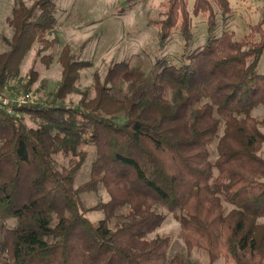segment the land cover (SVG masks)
I'll list each match as a JSON object with an SVG mask.
<instances>
[{"label":"trees","instance_id":"1","mask_svg":"<svg viewBox=\"0 0 264 264\" xmlns=\"http://www.w3.org/2000/svg\"><path fill=\"white\" fill-rule=\"evenodd\" d=\"M135 1L122 0L120 11ZM164 6L151 20L156 42L163 48L178 34L182 51L157 60L150 86L141 71L117 62L104 82L95 76L88 99L76 85L86 62L64 48L61 79L48 100L0 109V264H183L181 256L169 258V236L148 237L166 213L178 220L186 247L204 251L210 264L219 257L264 264V120L251 114L264 105V13L235 39L226 29L215 33L218 16L231 12L229 0H194L191 12L206 17V40L194 47L188 0ZM56 12L54 0L12 9L0 89L18 77L36 38L49 42L42 35L55 27ZM120 80L130 84L117 98ZM70 92L80 94L76 105L61 102ZM25 113L34 127L24 123ZM88 148L89 179L76 187ZM100 187L108 199L85 207L79 194ZM88 211L103 217L92 221Z\"/></svg>","mask_w":264,"mask_h":264},{"label":"rangeland","instance_id":"2","mask_svg":"<svg viewBox=\"0 0 264 264\" xmlns=\"http://www.w3.org/2000/svg\"><path fill=\"white\" fill-rule=\"evenodd\" d=\"M36 0H0V53L9 49L6 40L13 36V26L9 19L12 9L23 3L32 5ZM57 4V23L52 31L42 35L41 42L36 38L30 45L20 63L17 78L11 79L0 94L7 102L19 101V95L29 92L38 98L37 102L48 100L49 93L54 90L61 79L62 63L60 55L64 48H68L73 57L86 62L79 70V80L76 82L80 90H88V99L95 96V80L98 76L104 82L107 70L117 62L125 61L131 68L143 73L144 83L150 86L154 75L159 70L157 60L162 57L172 58L181 54V40L175 34L173 40L163 48L156 42V27L151 20L161 16L165 10L167 0H136L134 5L125 12L122 0H54ZM194 0H188L192 29L195 33L194 47L202 45L206 40V17L191 12ZM231 12L226 20L218 16L215 33L219 35L223 29L233 32L235 39H241L249 30V26L256 24L264 13V0H229ZM56 41H52V40ZM55 42V43H54ZM46 43V44H45ZM44 44L46 47H44ZM43 46V48H41ZM88 63V64H87ZM259 70L264 71V55L259 62ZM28 81L29 84H28ZM109 86L108 83H106ZM129 81L120 80L113 88L115 97H123L129 89ZM79 93H66L61 102L76 105ZM252 116L264 120V105L252 109ZM23 121L29 127H34L35 121L23 114ZM264 133V125L258 126ZM221 122L218 135L223 132ZM217 139L210 145L211 157L217 155ZM89 155L75 177V186L89 179L91 162L94 158L93 148H88ZM258 154L264 158V143ZM60 166L67 165V159L61 154L55 156ZM82 204L87 207L96 202L108 199L107 192L100 187L98 190H86L79 194ZM226 209L232 206L223 202ZM164 213H166L164 211ZM86 215L92 221L103 217L101 211H88ZM264 223V217L258 218ZM181 227L178 220L166 213L161 225L148 235L149 238L169 236V258L174 255L182 257L183 264H210L209 256L196 248L188 249L180 237ZM213 264H225L224 258L219 257Z\"/></svg>","mask_w":264,"mask_h":264},{"label":"built area","instance_id":"3","mask_svg":"<svg viewBox=\"0 0 264 264\" xmlns=\"http://www.w3.org/2000/svg\"><path fill=\"white\" fill-rule=\"evenodd\" d=\"M38 101V98L31 96L29 92H25V94H20L19 95V101H15L14 103L12 102H7L6 97L0 94V109L7 110V111H12L13 107H17L20 105H26V104H33Z\"/></svg>","mask_w":264,"mask_h":264}]
</instances>
